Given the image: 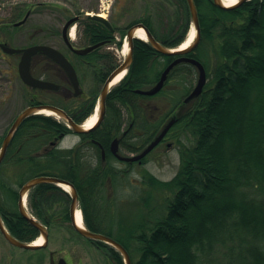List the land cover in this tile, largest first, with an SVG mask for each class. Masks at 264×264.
Segmentation results:
<instances>
[{
  "label": "trees",
  "instance_id": "16d2710c",
  "mask_svg": "<svg viewBox=\"0 0 264 264\" xmlns=\"http://www.w3.org/2000/svg\"><path fill=\"white\" fill-rule=\"evenodd\" d=\"M195 3L202 38L187 55L206 68L208 80L201 95L184 103L198 73L187 62L173 68L157 94L137 93L136 89H147L157 83L175 57L135 39L129 71L109 93L107 116L92 133L95 137L102 134L101 142L107 145L110 139L123 135L127 115L126 127L132 126L123 136V149L138 153L173 115L177 116L165 139L174 141L179 149L178 172L172 179L162 180L144 171L141 182L153 195L158 190L172 194L164 215L150 228L146 227L147 218L129 228L119 225L113 228L111 220H103L106 210L101 208L100 212L95 206L99 198L111 200L106 193L108 189L126 186L128 172L85 173L80 159L73 158L78 154L76 150L53 148L34 156L48 138L63 129L68 131L56 118L37 115L31 117L35 122L29 129L37 130L38 135L32 130L25 133L23 156L18 152L21 141L18 133L0 164V212L15 237L31 242L40 233L19 212L21 186L36 176H56L77 189L88 226L120 242L129 252L132 264H264V0H249L232 9L220 8L213 0ZM141 20L159 42L177 47L187 39L191 13L187 0H148ZM92 22L87 21L88 28L93 26ZM89 59L98 75L94 78L97 86L118 65L116 58ZM100 61L103 69L97 67ZM91 96L89 103H80L85 108L83 115L70 111L76 121L93 112L98 97L94 92ZM156 98L160 101L155 102ZM51 102L59 105L56 98ZM144 162L145 158L141 164ZM97 166L102 168L101 164ZM12 167L22 174L16 180L18 188L13 187L11 176L2 173ZM139 197L137 202H143V197ZM28 201L32 213L45 225L74 229L70 218L71 196L61 187L38 184L29 191ZM87 240L105 251L106 264H125L116 248ZM227 242L230 243L227 258L211 259L213 250Z\"/></svg>",
  "mask_w": 264,
  "mask_h": 264
},
{
  "label": "rangeland",
  "instance_id": "374dc122",
  "mask_svg": "<svg viewBox=\"0 0 264 264\" xmlns=\"http://www.w3.org/2000/svg\"><path fill=\"white\" fill-rule=\"evenodd\" d=\"M37 0H0V40L7 41L10 45L24 46L31 44L33 27L35 23L52 24L51 10H41V14H31L27 21L19 26L13 25V20H21L24 18L27 9L32 3ZM51 3H56L59 6L75 8H90L93 4L96 6V0H69L67 4L64 0H40ZM67 1V0H66ZM107 7L112 5V0H104ZM151 2V0H150ZM23 11L20 12V8ZM115 13L117 22L124 26L128 22L138 18L146 13L145 0H119L115 5ZM20 14V16H19ZM182 20L179 21V24ZM9 24V25H6ZM168 25V20L165 17L164 26ZM195 29L191 22L190 29ZM196 30V29H195ZM202 38V34H201ZM201 40V39H200ZM124 47H115L116 60L118 65L123 62L125 53ZM3 55L0 52V147L2 139L8 133L12 122L18 113L28 104V99L25 94L23 82L16 73L15 69H11L9 63L2 59ZM14 62L18 63V58H14ZM89 75L85 76L83 88L88 93L94 92L95 97H99L103 84L96 85L94 79ZM197 79L194 80L195 86ZM160 101L158 98L154 99ZM164 107L168 108L163 102ZM98 106V98L95 107ZM108 112V106L107 111ZM94 111L91 113V115ZM90 115V116H91ZM89 116V117H90ZM125 125L129 124L127 115L125 116ZM78 138L71 134L64 141V144L71 138ZM188 143V140L184 138ZM126 154H131L125 151ZM181 165V155L176 143L171 139L160 143L146 158L144 164L132 163L127 177L125 178V187L117 186L106 191L111 200L97 201V210L100 212L104 208L106 212L103 220H111L113 228L117 229V225L123 228L135 226L147 218L146 227L150 228L156 221L164 215L167 206V199L172 197V194L166 191H157L152 194L142 186V175L144 171L151 172L156 177L162 180L172 179L179 170ZM123 168H128L129 165L120 163ZM13 169V170H12ZM5 176H11L13 187L18 188L17 179L22 174L17 173L16 167H12L2 172ZM15 177V178H14ZM26 177V176H24ZM169 194V195H168ZM143 197L139 201V196ZM168 195V196H167ZM28 201V200H27ZM148 204V205H147ZM28 210L32 212L29 201L27 202ZM70 206V203H69ZM102 208V209H101ZM91 209V208H90ZM102 220V218H100ZM115 226H114V224ZM50 232L49 245L40 250H25L10 244L0 232V264H50V252L56 251L60 256H64L71 264H106V254L97 244L87 240V238L79 235L72 227L62 225L48 226ZM119 231V230H117ZM230 244V243H229ZM228 242L220 243L212 252L210 258L225 260L229 253Z\"/></svg>",
  "mask_w": 264,
  "mask_h": 264
},
{
  "label": "flooded vegetation",
  "instance_id": "af4514ba",
  "mask_svg": "<svg viewBox=\"0 0 264 264\" xmlns=\"http://www.w3.org/2000/svg\"><path fill=\"white\" fill-rule=\"evenodd\" d=\"M68 1L69 0L67 1L64 0L63 3L67 4ZM147 1L148 0H145V4ZM118 2L119 0H112V5L107 7L105 5L104 0H96V6L93 4V7H91L90 10L89 8L71 9L68 7L59 6L56 3L40 1V0H37L35 3H32L29 6L24 18L27 16L28 19L31 14L40 15L41 10H51L53 11L52 13L53 20H52V24L49 23L47 25L42 24L40 22L35 23L32 34V39L33 40L35 39V41H32L31 44L29 45L14 46V45H10L5 40H0V52L3 55L2 59L9 63L11 69L16 70V73L23 82L24 89L26 90L25 94L28 99V104L18 113L16 118L29 107L40 104H49L63 109L67 113V115L71 117L77 124L81 126L85 125V121L87 117L82 121H76L71 116L70 111H74V113L78 115H83L85 112V108L80 103L81 102L89 103L90 98L92 97L91 95L93 92L88 93L83 88V84L85 82V76L89 75L93 79L95 78V76H98L96 73H94L93 67H91L93 65V62L89 58H117L114 52V48L123 47L126 39L128 40L129 31L132 28H134V26L142 24L144 27H146L149 30L145 22L141 20V17H143L145 14H142L138 18L128 22L126 25L121 26L116 20L117 17L115 13V5ZM95 16L108 20L110 26L94 18ZM71 19H74V22L71 23L69 26H67V23ZM87 21H94L91 23L93 24L91 28H88ZM2 45L11 48H18V49H23L33 45H44L59 50L66 58L69 59V61L72 63V65L74 66L77 72L80 82L79 93H76L66 70L59 63H57L52 57L48 56L42 51H38L36 54L33 55L30 65L31 73L35 78L53 82L56 85H58V87L48 89V88L32 87L26 84L22 80L19 74V62L23 52L22 51L13 52V53L6 52ZM94 46H96L94 49L86 53H78L76 51V49L83 50ZM133 47H134V41H133ZM14 58H18L17 64L14 62ZM99 64H98L99 66L97 65V67L103 69L102 61H100ZM100 71H101V75L104 74L105 72L104 70L103 72L102 70ZM54 98H56V100L59 101V105L51 102L53 101ZM106 111H107V106H106ZM37 115H43V114L34 113L27 116L20 123L15 133V135L19 133L21 139L18 146V152L22 156L25 153V147H26V145L24 144L25 133L32 130V132L35 135H38L37 130H34L32 127L31 129H29L30 128L29 125L30 124L32 125L35 122L34 119L31 117ZM106 116L107 114L105 112L104 118L101 121V123L93 130H90L89 132H85V133L74 132L65 118H59L58 121L66 125L68 127V131L63 129L62 131L59 132L58 135L53 136L51 139L48 138L47 142L40 147V150L36 151V153H34L33 155L39 157L41 155L46 154L53 148H57L60 151L76 150V153L78 154H76L73 158L75 160L80 159L81 163L83 164L82 171L85 173H88L90 171H97V170L101 172L108 170L129 172L130 167L128 166V168H123L120 166V163L130 165L135 161L121 160L119 158V155L131 156L136 154L134 152H130L123 149V143H122L123 136H125L129 132V129L132 126V124H130L128 127H126L125 125L122 128V132H123L122 136L114 137L113 139L109 140L107 145H104L101 142V139H104V136L101 134L99 135V137H95L94 135H92V133L97 131L98 128H100ZM14 121L12 122V124L14 123ZM71 134H73L78 138L73 137L71 138V140L67 141L64 144V141ZM4 138L2 139V142ZM115 139H118L119 141L117 152L113 150V142ZM164 140L161 143H163ZM9 147L7 153L9 151ZM125 151L130 152L131 154L128 155L126 154ZM66 158H70V157H66ZM137 162L141 164L142 161H137ZM99 164H101L102 168H98L97 165ZM105 165L107 166L103 167ZM84 220L86 227L91 229L88 226V223L85 219V215H84ZM52 252L54 253V259L56 264H71L66 257L60 256L59 253L56 251H52ZM52 252H50V261H51Z\"/></svg>",
  "mask_w": 264,
  "mask_h": 264
},
{
  "label": "water",
  "instance_id": "95a60500",
  "mask_svg": "<svg viewBox=\"0 0 264 264\" xmlns=\"http://www.w3.org/2000/svg\"><path fill=\"white\" fill-rule=\"evenodd\" d=\"M247 1H249V0H238V2L232 6H226L224 4L223 0H213L214 4L216 6L223 8V9H232V8H235L237 6L242 5L243 3L247 2ZM187 3L189 5L192 22H193L195 29H196L195 38H194L193 42L188 47L182 49L181 46L174 47V48L165 46L164 44L159 42L153 36V34L146 27H144L142 24L134 26V28H132L128 33L129 51H128L126 58L124 59V61L121 64H119V66H117L111 72V74L109 75V77L107 78V80L105 81V83L102 87L101 95H100V111H99V116H98V120H97L96 124L90 129H85V128H83L84 126L77 124L71 117H69L63 109H61L57 106H54V105L40 104V105L29 107L25 111H23L15 119V121L12 124L9 132L5 136V138L2 142V146L0 148V164L4 160V158L7 154L8 147H9V145H10V143H11V141H12V139H13L16 131H17L18 126L27 116H29L31 114L41 113L42 110L52 111L55 115H57L61 118H65L67 120L69 126L76 133L89 132L90 130H93L95 127H97L104 118V115L106 112L108 94L111 92L112 88L117 83H119V82H117L116 84H112L113 80L121 73H124V75H123V77H124L125 74L128 72L132 62H133V41L136 38L135 37V31H136V29H138L140 27L145 30L148 42L158 52L165 54V55L174 56L175 59L167 65V67L164 69L159 81L154 86H152L151 88H148V89H137L136 92L140 93V94H145V95L157 94L164 87L165 82L167 81L169 74L173 70V68L176 67L180 63L187 62V63H191L192 65H194L197 68L198 78H197V82H196L194 88L189 93V95L184 99V103L187 104L188 102L198 98L201 95V93L203 92L204 87L207 83V72H206V68L202 64V62H200L199 60H197L193 57L186 55V54L190 53L191 51H193L198 46L200 39H201V24H200L199 12H198L197 5L195 3V0H187ZM94 18H96V19H98V20H100V21H102L105 24L110 26V23L108 22V20L101 18V17H98V16H95ZM26 19H27V16L25 17V19L23 21L16 23V25L23 23ZM73 22H74V19H71L67 23V26H69ZM2 46H3L4 50L6 52H9V53L21 52V51L23 52L22 57H21L20 62H19V74H20L22 80L26 84H28L32 87L48 88V89L58 87V85H56L53 82L35 78L31 73V69H30L31 59H32L33 55L36 54L38 51H42L45 54H47L48 56L52 57L57 63H59L66 70L76 93H79L80 82H79L77 72H76L74 66L72 65V63L69 61V59L66 58L59 50H57L53 47L44 46V45H33V46H29V47H26L23 49L11 48V47H7L5 45H2ZM95 47L96 46L89 47V48H86L83 50L76 49V51L78 53H86L88 51H91ZM176 121H177V116L171 117L168 120V122L165 124V126L163 127L161 132L141 152L134 154V155H131V156L119 155V158L121 160H125V161L142 160L163 140V138L166 136V134L168 133L170 128L175 124ZM118 142H119L118 139H115L113 142V150L115 152H117V150H118ZM41 183H52V184H55V185L60 186L62 188H63L62 185L69 186L70 190L68 192L70 193L71 198H72L71 204H70V218H71V222H72L74 229L80 235H82L88 239H91L93 241L105 242V243L111 245L112 247L116 248L122 254L124 263L125 264H132V259H131L129 252L120 242H118L117 240H115L111 236H108L106 234L99 233V232L88 229L86 227L85 223H83L82 227L77 225V223H76V212L79 209V204H80L77 189L69 181L62 179V178H59V177H56V176L41 175V176L33 177V178L29 179L27 182H25L19 190V199H18L19 212L21 213V215L23 217H25L28 220V222L32 226H34L35 228H37L39 230L41 236L44 237V243L41 245H37L33 242L22 241V240L18 239L17 237H15L14 235H12L11 232L7 229L5 222L3 220V217L0 213V231H1L2 235L4 236V238L10 244H12L18 248L27 249V250H37V249L45 248L49 245L48 227L43 222L38 220L35 216H33L27 210V206H26V199H27L29 191L33 187H35L36 185L41 184ZM50 264H56L53 252L51 253Z\"/></svg>",
  "mask_w": 264,
  "mask_h": 264
},
{
  "label": "bare ground",
  "instance_id": "6f19581e",
  "mask_svg": "<svg viewBox=\"0 0 264 264\" xmlns=\"http://www.w3.org/2000/svg\"><path fill=\"white\" fill-rule=\"evenodd\" d=\"M224 1V4L226 5V6H232V5H234V4H236L237 3V1L238 0H223ZM195 34H196V30L195 29H191L190 30V33H189V35H188V38L186 39V41L181 45V48L182 49H184V48H186V47H188L191 43H192V41H193V39H194V37H195ZM135 35H136V37H138V38H140L141 40H147V35H146V33H145V30L143 29V28H138V29H136V31H135ZM124 48H123V53H128V51H129V44H128V40L126 39V41H125V43H124V46H123ZM123 75H124V73H121V74H119L114 80H113V82H112V84H116L117 82H119V80L123 77ZM43 114H47V115H55L52 111H49V110H42L41 111ZM98 112H97V109H96V111L92 114V116H90L87 120H86V123H85V125H84V127L83 128H85V129H90V128H92L93 126H94V124L96 123V121H97V119H98ZM63 186V188H65L66 190H70V187L69 186H67V185H62ZM76 223H77V225L78 226H83V215H82V212H81V210L80 209H78L77 210V212H76ZM35 244H37V245H41V244H43L44 243V237L43 236H39L36 240H35V242H34Z\"/></svg>",
  "mask_w": 264,
  "mask_h": 264
}]
</instances>
